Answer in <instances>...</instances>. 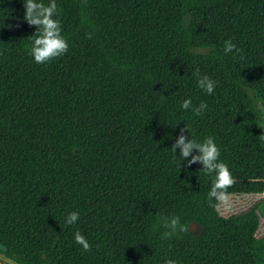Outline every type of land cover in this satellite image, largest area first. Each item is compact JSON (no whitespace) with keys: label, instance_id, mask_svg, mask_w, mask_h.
<instances>
[{"label":"rangeland","instance_id":"1","mask_svg":"<svg viewBox=\"0 0 264 264\" xmlns=\"http://www.w3.org/2000/svg\"><path fill=\"white\" fill-rule=\"evenodd\" d=\"M88 7L92 18L109 37L138 41L145 48L147 59L167 73L179 121L177 135L172 136L174 144L183 158L194 159L205 172L217 177L218 193L192 187L179 174L163 169L155 160L145 164L136 159L140 176L134 183L130 172L122 167L127 160L116 137L102 125H93L92 134L88 130L79 133L97 166L94 174L81 167L72 155L63 157L66 152L57 150L59 154L55 155L48 144L55 143L57 136L60 138V114L56 118L55 111L60 106L57 99L65 100L63 82L55 86L56 100L50 109L34 121L36 154L27 151L25 143L3 130V125L9 123L13 129L22 131L30 119L26 92L30 90L33 74L32 68L21 67V62H27L31 56L22 50L21 44L15 43L18 26L33 38L47 39L76 19L77 9L72 0H0V24L13 25L16 29L0 36L1 181L8 186H18L26 179L35 181L37 171L32 168L38 161L37 167L57 183L60 202L74 218H79L69 226L71 233L77 232L80 224L83 230L95 235L108 233L117 257L128 263L137 264L139 257L142 264H235L229 247V222L222 220L221 215L241 212L256 202L260 210L264 209V156L253 119L251 92L238 89L224 73L223 64L210 59L204 49L190 46L184 33L169 34L170 21L179 13L178 0H88ZM82 43H78L72 79L67 82L77 97L72 101H77L76 109L84 128L97 114L98 98L102 101L104 97L96 89L99 88V93L103 89L107 94L110 87L102 88L92 82L93 77L102 73L91 78L100 52L91 41L87 51L81 48ZM82 75L88 76L83 88L80 84L77 86ZM166 141L163 137L154 138L158 153ZM95 177L105 182L115 195H129L133 189L139 191L140 197L131 194L129 204L110 211L109 221L107 217H100L96 209L86 215L88 202L97 201L99 193ZM171 182L184 188L186 194L173 196L168 190ZM78 186L86 195L82 196ZM17 202L21 208L26 207L27 200L21 196ZM160 208L169 211L180 224L186 221L184 209L200 218L198 233L194 237L187 234L171 237L163 246L151 245L147 225ZM94 217L96 222H92ZM110 221L115 229L109 226ZM191 221L196 220H190L188 226ZM100 225L105 229H99ZM0 256L5 257L1 253Z\"/></svg>","mask_w":264,"mask_h":264},{"label":"trees","instance_id":"2","mask_svg":"<svg viewBox=\"0 0 264 264\" xmlns=\"http://www.w3.org/2000/svg\"><path fill=\"white\" fill-rule=\"evenodd\" d=\"M72 1L77 9L76 19L47 39L33 38L19 26L16 31L13 25L0 24V36L12 33V29L17 32L15 43L21 44L22 50L31 56L27 62H21V67H31L33 74L30 90L26 92L30 119L22 131L13 129L9 123L3 125V130L25 143L27 151L36 154L34 121L50 109V104L56 100L55 86L63 82L65 100L57 99L60 106L55 111L56 118L60 114V138L57 136L55 143L48 144L55 155L59 154L57 150L66 152L63 157L72 155L81 167L94 174L97 166L79 133L88 130L92 134L93 125H102L116 137L127 160L122 167L130 172L134 183L140 176L136 159L145 164L155 160L163 169L179 174L192 187L218 193L217 177L205 172L194 159L183 158L174 144L172 136L177 135L179 121L167 73L147 59L145 48L138 41L109 37L92 18L88 0ZM178 8L179 13L170 21L169 34L184 33L190 46L204 49L210 59L223 64L224 73L238 89L251 92L253 119L264 156V0H178ZM80 41H84L81 48L85 51L91 41L100 52L91 78L102 73L93 77L92 82L102 88L110 87L107 94L103 89L101 93L96 89L104 97L102 101L98 98L97 114L84 128L76 109L77 101H72L77 97L67 82L72 79ZM87 77L78 78L77 86L80 84L83 88ZM156 136L167 140L161 153L153 145ZM35 163L37 169L32 168L37 171L35 181L26 179L18 186H8L0 179V241L8 247L0 253L18 264H131L117 257L108 233L95 235L83 230L82 224L77 232L71 233L69 226L79 218H74L60 202L57 183L50 180L49 173L37 167L38 161ZM115 166L119 168L118 163ZM94 182L99 193L97 201L88 202L86 215L96 209L100 217H107L109 221L111 210L126 206L133 196L140 197L139 191L133 189L129 195H115L98 177ZM78 188L82 196L86 195ZM168 190L175 197L186 194L184 188H178L173 182ZM18 196L27 200L26 207L19 206ZM87 196L90 197L88 192ZM79 200L82 199L79 197ZM258 205L256 202L241 212L221 215L222 220L229 222V247L235 264H264V209L260 210ZM182 214L186 221L180 224L166 209L157 210L147 225L150 244L163 246L169 238L185 234L194 237L188 222L201 223V219L186 209ZM92 222H96L95 217ZM113 225L110 221L109 226ZM99 229L105 228L100 225ZM137 264H142L139 257Z\"/></svg>","mask_w":264,"mask_h":264},{"label":"water","instance_id":"3","mask_svg":"<svg viewBox=\"0 0 264 264\" xmlns=\"http://www.w3.org/2000/svg\"><path fill=\"white\" fill-rule=\"evenodd\" d=\"M197 226H199V223L197 221H191L188 228L191 233L197 234L198 233ZM7 249L8 247L3 242L0 241V250L6 251ZM0 264H18V263H14L8 260L7 258L0 256Z\"/></svg>","mask_w":264,"mask_h":264}]
</instances>
